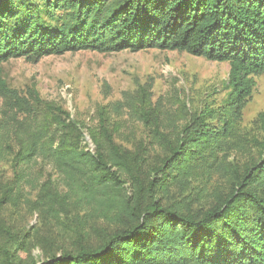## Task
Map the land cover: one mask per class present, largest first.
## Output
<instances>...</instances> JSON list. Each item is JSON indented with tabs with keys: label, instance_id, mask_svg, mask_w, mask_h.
Listing matches in <instances>:
<instances>
[{
	"label": "trees",
	"instance_id": "16d2710c",
	"mask_svg": "<svg viewBox=\"0 0 264 264\" xmlns=\"http://www.w3.org/2000/svg\"><path fill=\"white\" fill-rule=\"evenodd\" d=\"M54 15L55 23L47 21ZM146 49L177 50L231 65L221 109L195 113L155 168L182 180L208 167L207 153L230 134L254 92L255 76L264 72V0H0V93L7 103L22 100L2 77L9 59ZM47 109L49 118L40 125L21 127L16 118L0 125V160L12 157L15 167L48 160L79 203H95L93 212L102 217L125 216L133 224L96 248L80 246L41 262L24 261L19 252L26 245L11 238L0 243L2 264H264V157L238 172L232 190L207 209L156 199L143 208L145 197L155 192L154 182L145 187L136 160L116 143L106 109L99 110L98 127L89 131L95 152L83 144L84 133L68 111L50 104ZM140 117L156 138H165L153 109L143 107ZM260 118L264 128V113ZM206 119H220L223 127L214 129ZM258 146L264 153V141ZM123 175L130 178L132 197L125 193Z\"/></svg>",
	"mask_w": 264,
	"mask_h": 264
},
{
	"label": "rangeland",
	"instance_id": "374dc122",
	"mask_svg": "<svg viewBox=\"0 0 264 264\" xmlns=\"http://www.w3.org/2000/svg\"><path fill=\"white\" fill-rule=\"evenodd\" d=\"M46 19L55 23L57 17ZM2 69L9 88L22 100L7 103L0 93V125L15 118L21 127L29 122L36 125L34 121L40 125L49 118L47 105H57L77 121L84 133L83 144L95 152L89 131L98 127L99 110L105 108L116 143L136 160V172L145 187L154 182L155 192L145 197L143 208L156 199L164 205L207 209L232 190L238 172L264 157L258 146L264 141L260 118L264 113V72L255 76L254 92L230 134L207 153L208 167L179 180L174 172L163 174L155 168L170 154L179 132L195 113L221 109L230 89L229 62L177 50H81L39 60L12 58ZM116 103H120L118 111L114 110ZM143 107L154 110L164 139L156 138L152 126H145L140 117ZM206 122L214 129L223 127L220 119ZM122 177L126 195L134 196L129 176ZM76 197L66 177L50 161L37 158L15 167L12 157L1 159L0 243L15 238L26 245L19 252L24 261L41 262L80 246L96 248L116 230L133 224L125 216L108 220L93 212L95 203L81 204Z\"/></svg>",
	"mask_w": 264,
	"mask_h": 264
}]
</instances>
